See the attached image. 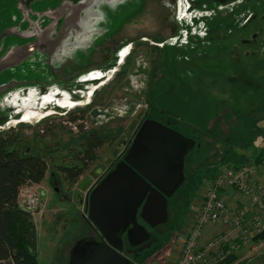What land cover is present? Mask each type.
<instances>
[{
    "label": "rangeland",
    "instance_id": "rangeland-1",
    "mask_svg": "<svg viewBox=\"0 0 264 264\" xmlns=\"http://www.w3.org/2000/svg\"><path fill=\"white\" fill-rule=\"evenodd\" d=\"M124 40L133 50L122 66L113 50ZM117 64L89 100L98 81L81 76L92 68L108 74ZM65 92L86 104L68 109L54 101L53 115L20 122L44 95ZM0 114L8 120L0 130L15 128L19 147L49 162L35 222L44 235L64 237L48 261V237L40 236L42 264H61L64 240L91 234L81 217L87 197L83 205L79 197L122 159L144 120L194 139L169 220L124 250L133 264H167L205 182L264 153V0H0ZM94 132L105 142L71 182L59 166L74 164Z\"/></svg>",
    "mask_w": 264,
    "mask_h": 264
},
{
    "label": "water",
    "instance_id": "water-1",
    "mask_svg": "<svg viewBox=\"0 0 264 264\" xmlns=\"http://www.w3.org/2000/svg\"><path fill=\"white\" fill-rule=\"evenodd\" d=\"M195 145L167 125L144 120L122 159L89 190L83 218L93 236L75 242L69 264H133L124 255L126 242L150 239L139 218L149 227L169 220V199L185 182V159Z\"/></svg>",
    "mask_w": 264,
    "mask_h": 264
},
{
    "label": "built area",
    "instance_id": "built-area-1",
    "mask_svg": "<svg viewBox=\"0 0 264 264\" xmlns=\"http://www.w3.org/2000/svg\"><path fill=\"white\" fill-rule=\"evenodd\" d=\"M107 113L110 112L107 110ZM73 127L77 129L78 125L74 124ZM261 169H264V158L260 161L254 158L233 167L229 166L205 182L202 202L194 213L191 227L180 243L179 256L174 264H222L228 256L264 231V184L257 179ZM228 189L250 199L253 214L249 220L246 219L247 212L244 208L234 210L228 205L223 195ZM45 191V187L39 183H27L20 189L18 203L34 220L41 211ZM211 224L236 228L238 238L232 240L227 234L218 232L202 244L204 230ZM261 243H257L254 250Z\"/></svg>",
    "mask_w": 264,
    "mask_h": 264
},
{
    "label": "trees",
    "instance_id": "trees-1",
    "mask_svg": "<svg viewBox=\"0 0 264 264\" xmlns=\"http://www.w3.org/2000/svg\"><path fill=\"white\" fill-rule=\"evenodd\" d=\"M7 121L0 116V125ZM22 140L15 128L0 130V264H39L37 225L33 216L19 205L18 196L23 185L40 184L47 177L49 162L42 156L25 153L27 151L19 147ZM104 142L103 136L94 132L84 150L76 156V162L59 166V170L71 182L78 181L97 158L96 151ZM263 158L264 155L259 154L255 159ZM253 240L264 241V231ZM234 260L232 254L222 264H231Z\"/></svg>",
    "mask_w": 264,
    "mask_h": 264
},
{
    "label": "crops",
    "instance_id": "crops-1",
    "mask_svg": "<svg viewBox=\"0 0 264 264\" xmlns=\"http://www.w3.org/2000/svg\"><path fill=\"white\" fill-rule=\"evenodd\" d=\"M129 44L132 45L133 41L124 40V41L119 42V44L116 47H114L113 53H117V50H121L122 48H124L126 45H129ZM117 57H118V54H116V58ZM261 154L264 155V153H261ZM257 156H255V158ZM233 166H235V164L230 165V167H233ZM257 179L264 184V169H261L258 172ZM92 185L93 184H91L90 187L86 188L84 190V193L89 191ZM223 195H224L226 202L232 209L237 210L240 208H244L247 212L246 219L249 220V218L253 214V204L251 203L249 198L240 195L238 192L232 189L226 190L223 193ZM203 196H204V185L202 186V189H201L200 198H198V201L194 203L195 211L198 209L199 205L201 204ZM81 217L83 221L86 223V225L88 226V229L91 234L88 236L87 235L79 236L77 239H74L73 241H69L65 239L61 247V251H62V257H61V262H60L61 264H69L70 251L78 239L89 238L93 236V230L91 229L87 221L83 218V213H81ZM192 222H193V218H190V219L187 218V220L185 221V225H188V229L191 227ZM37 229H38L39 238L44 237V236L48 237L47 245L49 248L47 250V253L50 254V257L48 260L50 261L51 256L53 259V255H55V253L58 251L59 243L62 241V238L64 236H61L55 239L53 233H46V235H44L43 233L40 232L39 227H37ZM218 232H223L224 234H227L228 237L232 240H236L238 238V230L236 228L223 226V225L211 224V225H208L204 230L202 244H205L210 238H212ZM183 240H184V236H181V235L177 236V239H176L177 242H174L172 246L171 254H170L169 261L167 264H174V262L177 261L178 256H179V250H178L179 245L178 244H180ZM257 243L259 242L252 240L249 244L243 246L237 252H235L234 253L235 260L231 264H264V241H262L261 246H259L258 249L254 250V247L256 246ZM38 254H39L38 255L39 264H42L41 260L44 255V251L41 248L40 244L38 245ZM47 264H50V263L48 262Z\"/></svg>",
    "mask_w": 264,
    "mask_h": 264
},
{
    "label": "bare ground",
    "instance_id": "bare-ground-1",
    "mask_svg": "<svg viewBox=\"0 0 264 264\" xmlns=\"http://www.w3.org/2000/svg\"><path fill=\"white\" fill-rule=\"evenodd\" d=\"M180 14H181V18L182 19H183V14H185L184 16L187 17V13H186V10H185V6H183V5L181 7ZM145 40H149V39L145 38ZM132 50H133V46L131 44L126 45L124 48H122L121 50H119L118 59L120 61L118 62V64H120V65L123 66V64L125 63L126 59L132 53ZM118 64L116 65L115 68L112 67L111 70L108 72V74L105 73V72H107L106 70H102V69L101 70H98L99 68H94V70L96 69V71H93V72L89 73L90 71H92V70H90V71L86 72L85 75L83 74L81 76V80L82 81H90V80H92V81H94V80L98 81V83L94 84L91 87L92 90L89 93L88 92L85 93L86 94V97H88L89 100H91V98L93 97L94 93L97 92L98 89H100L101 87H103L104 85H106L108 83V81H110L114 76H116L115 74L119 71L118 68H117L118 67ZM108 75H109V77H108ZM106 77H108L107 80H106ZM74 84H76V83H74ZM141 90H142V88H141ZM59 92L60 91L58 90L57 93H59ZM54 96H55V93L46 94V95H44L42 97V102H39L37 104L38 107H27L26 110H25V112H24V114H23V119H21L20 122L21 123H25V122L29 123L30 120H32V119H35V118L44 119V118H47V117L53 115L54 114V111L51 110V109H48L47 106H49L50 104H53L54 101H58L59 104L57 103V105L59 107H61V108H68V109L69 108L74 109V108H76V107H78V106H80L82 104L83 105L86 104V102H83V101H76L75 99H73L69 95V93H66V92H65L64 96L61 97L60 99H57ZM117 106H119V105H117Z\"/></svg>",
    "mask_w": 264,
    "mask_h": 264
},
{
    "label": "flooded vegetation",
    "instance_id": "flooded-vegetation-1",
    "mask_svg": "<svg viewBox=\"0 0 264 264\" xmlns=\"http://www.w3.org/2000/svg\"><path fill=\"white\" fill-rule=\"evenodd\" d=\"M22 1H23V3H25L26 0H22ZM131 144H132V142L130 143V145H131ZM130 145H129V147H130ZM127 146H128V145H127ZM127 150H128V149H127ZM120 160H121V159L117 160V161L115 162V164L113 165V167L108 168V169H107V173H108L109 171H111V170L116 166V164H117ZM101 175H102V174H101ZM102 176H103V175H102ZM101 179H102V178H101ZM101 179H100V180H101ZM100 180H99V181H95L93 185H95L96 183L100 182ZM93 185H92V186H93ZM90 189H91V188H90ZM90 189H89V190H90ZM87 193H88V192H87ZM85 197H87V196H85V195H84V196H80V197H79V200H81L82 198L85 199ZM82 200H83V199H82ZM169 214H170V213H169ZM139 221L142 222V223H144V224L146 225V227L149 228V226H148V225H147V224H146L141 218H139ZM127 246H128V243L126 242V244H125V248H126Z\"/></svg>",
    "mask_w": 264,
    "mask_h": 264
}]
</instances>
